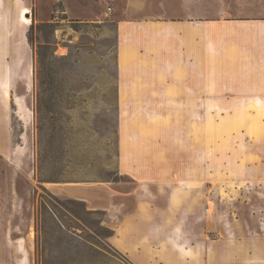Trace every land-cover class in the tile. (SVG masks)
<instances>
[{
  "label": "rangeland",
  "instance_id": "rangeland-1",
  "mask_svg": "<svg viewBox=\"0 0 264 264\" xmlns=\"http://www.w3.org/2000/svg\"><path fill=\"white\" fill-rule=\"evenodd\" d=\"M1 1L0 264H264V0Z\"/></svg>",
  "mask_w": 264,
  "mask_h": 264
},
{
  "label": "bare ground",
  "instance_id": "bare-ground-1",
  "mask_svg": "<svg viewBox=\"0 0 264 264\" xmlns=\"http://www.w3.org/2000/svg\"><path fill=\"white\" fill-rule=\"evenodd\" d=\"M0 3H2L1 0H0ZM28 14H29V9L27 7H22L19 10V13H18V21L20 22L21 25H24L25 27L29 26L32 23V20L30 18H28ZM17 31L19 32V29ZM4 37H6V36L4 35ZM7 50L8 51H6V53H5L4 45L0 44V54H2L3 57H5V58L7 57V58H10V59H14V57H17L16 56L17 48L15 49L14 45H10L9 48L7 47ZM28 89L29 88H27V90ZM0 91H1V93H2V95H3L5 100H10L12 98V88H11V84H10V81H9V71H8V69H6L4 76H3V78L0 81ZM18 105H19V107L21 109L22 108L21 105L20 104H18ZM13 244L15 245V250H16L17 254L21 258L16 263L17 264H27L29 253H28V248L25 245L24 239H22V238L16 239L13 242Z\"/></svg>",
  "mask_w": 264,
  "mask_h": 264
},
{
  "label": "crops",
  "instance_id": "crops-1",
  "mask_svg": "<svg viewBox=\"0 0 264 264\" xmlns=\"http://www.w3.org/2000/svg\"><path fill=\"white\" fill-rule=\"evenodd\" d=\"M126 1L128 5V10L141 11L142 13H146L149 10L154 9L155 7H160V8L163 7L165 9H169L170 11H175V10L191 11L193 5L195 4L201 5L206 3V0H126ZM216 4H218L219 6V8L216 9V11L218 12L216 15L218 17L222 16L226 11V8L223 6L224 5L223 0H217ZM166 199L168 201V198Z\"/></svg>",
  "mask_w": 264,
  "mask_h": 264
},
{
  "label": "trees",
  "instance_id": "trees-1",
  "mask_svg": "<svg viewBox=\"0 0 264 264\" xmlns=\"http://www.w3.org/2000/svg\"><path fill=\"white\" fill-rule=\"evenodd\" d=\"M69 203H75V205H77V206H81V207H83L84 208V203L83 202H76V201H68ZM43 204V208H47V209H49L50 211H52V213L54 214V218L57 220V222L58 223H60V224H62V221H61V218H60V216H58L55 212H54V209H55V206H54V204H51L50 202H47V201H45V200H42V202H41V205ZM64 209L66 210V209H68L67 208V206H64ZM69 211H71V209L69 210ZM85 212L86 213H88V211H86L85 210ZM72 215H73V217L79 222H82V218L80 217V216H78V215H75V214H73V212H72Z\"/></svg>",
  "mask_w": 264,
  "mask_h": 264
},
{
  "label": "built area",
  "instance_id": "built-area-1",
  "mask_svg": "<svg viewBox=\"0 0 264 264\" xmlns=\"http://www.w3.org/2000/svg\"><path fill=\"white\" fill-rule=\"evenodd\" d=\"M104 4L102 6V9L100 11V17H101V20L102 21H106V20H109L112 16V13H113V8L112 6L107 3L106 0H103Z\"/></svg>",
  "mask_w": 264,
  "mask_h": 264
}]
</instances>
